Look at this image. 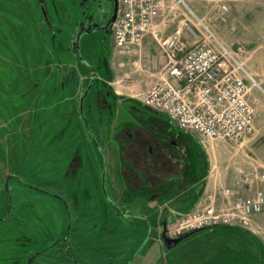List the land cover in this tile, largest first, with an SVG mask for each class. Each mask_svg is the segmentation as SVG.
I'll return each mask as SVG.
<instances>
[{"label":"rangeland","instance_id":"1","mask_svg":"<svg viewBox=\"0 0 264 264\" xmlns=\"http://www.w3.org/2000/svg\"><path fill=\"white\" fill-rule=\"evenodd\" d=\"M185 3L168 0L165 33L181 27L194 42L189 24L211 31L216 44L245 49L242 73L256 131L242 140L239 155L232 152L241 142L202 141L141 100L164 60L155 40L149 50L123 53L111 32L94 30L82 34L78 50L80 31L105 23L114 0H0V264H234L220 260L229 249L249 259L250 245L264 252V210L260 237L213 226L165 248L156 224L162 213H156L167 184L153 183L157 165L135 166L127 162L134 150L122 153L126 128L156 132L158 124L180 145L183 182L193 171L217 176L224 168V176H256L264 169V0ZM91 69L95 79L82 104ZM104 81L123 100L107 113L93 105L89 110ZM225 146H231L229 156ZM233 162L235 172L228 167ZM163 171L168 179L170 171ZM179 192L176 185L171 193ZM187 202L168 203L166 224L195 206ZM62 237H69L66 250Z\"/></svg>","mask_w":264,"mask_h":264},{"label":"built area","instance_id":"2","mask_svg":"<svg viewBox=\"0 0 264 264\" xmlns=\"http://www.w3.org/2000/svg\"><path fill=\"white\" fill-rule=\"evenodd\" d=\"M167 7L168 0H118L111 25L113 43L120 52H137L149 35L159 45L164 62L141 100L202 141L242 142L254 133L256 122L250 86L242 73L244 47L216 44L211 31L205 34L189 24L186 28L194 42L185 38L181 27L165 33L159 23ZM161 23L167 25V21ZM256 176L262 187L252 196L230 198L235 191L225 188L227 199L221 204L209 196L204 203L176 212L166 226L167 235L176 238L213 226L252 230L255 217L264 210V169ZM249 177L242 176L241 181L248 183Z\"/></svg>","mask_w":264,"mask_h":264},{"label":"flooded vegetation","instance_id":"3","mask_svg":"<svg viewBox=\"0 0 264 264\" xmlns=\"http://www.w3.org/2000/svg\"><path fill=\"white\" fill-rule=\"evenodd\" d=\"M101 25L102 24H100V23H94L91 26L84 27L80 31V33L84 32L86 30H91V29L96 28V27L101 26ZM89 73H90L89 81H91V78L93 75H94V79H95L94 70L93 69L89 70ZM105 83L106 82L104 81L103 87H101V89H99L97 92H95L94 101H93V104H89V110H92V105H93V106H96L98 108V110H100V112H104V113L106 112L107 113V112L111 111V109L115 103L123 100V99H118L116 97V94L114 91H111L108 88L105 89L104 88ZM88 94H89V92H88ZM82 98H83V96H82ZM81 102H82V100H81ZM156 126L158 127L156 132H154L153 130H149V129L126 128L125 132L122 134V137L127 140V143H126V146H124L122 153L124 154L126 152V154H127L126 149H128V153L130 155H132L131 149L134 150L132 158H130V160H127L128 163L132 161V163H134V165L135 164L137 165L139 163H144L146 161H149L152 165L158 166V171H157L156 175H154V177H153L154 178L153 183L155 182L157 184L160 182L163 185L167 184V189L164 187L165 192L161 196V197H164L168 193H171L174 190V187H176V185H178L179 188L181 186V183L179 180L180 179L179 178L180 177L179 176V171H180L179 162L181 159V149L179 148L180 145L176 142V140L173 139L171 135H167V131L164 129L165 127L159 126L158 124ZM165 169L166 170L168 169L170 171L167 173V174H170V176H167V177H169L168 179L164 178V176H161L162 174L166 173L163 171ZM193 169H195V166L192 168V170ZM194 172L195 171H193L191 173L193 176H194ZM4 177L8 178L10 176H4ZM141 177H142L141 178L142 181L144 183H146L147 176H141ZM190 178H191V176H188V178L186 179L185 182H187L188 179H190ZM183 184H185V183H183ZM146 189H147V186H145L142 190H146ZM158 198H160V196L157 197L156 199H158ZM171 211H174V210H171ZM158 212H159V214L162 213V214H160L161 216H159V218L156 220L157 227L160 228V229H158L159 230L158 233H159V236H161L162 231L164 230V223L168 222V218L166 217V215H167L166 212H170V210H168V207H161V209L159 208V210L157 211L156 215H158ZM118 213L122 217H126V216H124L125 212H122L121 210H119ZM126 218L129 219L130 216L126 217ZM166 219H167V221H166ZM166 226H167V224H166ZM59 241L64 242V244H65L64 250H66V247L69 246V244H70L69 237H62L61 240H59ZM226 255H227L226 259H221L224 262L230 261L231 258L239 256L236 253H230V254H226ZM251 255H252V258L249 259V257L247 255H245L246 256L245 260H243L242 262L236 263V264H251L250 261H255V262L257 261V264H263L262 262H260L257 259L258 257L256 254L251 253ZM222 256H223V254H222ZM30 261H32V257H30ZM131 263H133V260ZM226 264H228V263H226Z\"/></svg>","mask_w":264,"mask_h":264},{"label":"crops","instance_id":"4","mask_svg":"<svg viewBox=\"0 0 264 264\" xmlns=\"http://www.w3.org/2000/svg\"><path fill=\"white\" fill-rule=\"evenodd\" d=\"M168 20H169L168 14H164L163 17L160 19L159 27L162 28L164 32H166L167 25H164L161 22L162 21L168 22ZM153 41H154L153 37L149 35L146 37L143 46H146L147 50H149L151 48L149 45H151L153 43ZM163 62H164V60H163ZM63 84H64V82H63ZM137 84H139V83H136L134 85H137ZM141 84H143V80L140 81V85ZM261 85H263L262 88H264V83H262ZM255 131H256V128H255ZM187 146H189L188 148H192L190 145H187ZM223 148H225L227 150L226 155L229 156V154H230L229 150H230L231 146L230 147L225 146ZM233 148L235 149V151L232 152V155H239L240 154L239 151L242 149V142H241V145L238 144L237 147L233 146ZM213 150H214V148H213ZM236 164H237L236 162L228 164V167H231L232 172H235L238 170L237 166H235ZM225 172H226V170L224 168H222L216 172L217 176H211L212 174L211 175L208 174L206 176H199V177L198 176H191V178L188 179L187 182H183V180L180 179V181L185 183V184H183L184 186L181 184V186L179 188L180 194L175 195L172 193H168L166 196L162 197V200L165 201L164 207L168 206V208H170V205L168 203H172V201H174V200L178 204H181L183 201H188L187 203L189 205H193V204L197 205L199 202L204 203V202L208 201L209 196H212V197L214 196L216 199V203L221 204L223 201H225L227 199V196L224 194L225 188L233 189L235 191V194L230 198H235L237 196H252L258 187H262V184L260 183L257 176H251V177H249L248 183H243L241 181L242 176H224L223 174ZM200 185L202 187V191L198 192L200 194L198 197L197 196V194H198L197 188ZM187 186H188V188H187ZM186 188L188 189V192H187V194L186 193L183 194L184 191L186 190ZM260 215L261 214H259L255 217L253 225H252V230H243V229H241V230H243L244 232H247L250 235V237L251 236L252 237L253 236L254 237H260V235L258 234V231L260 232L262 230L261 225L258 222V220H260L259 219ZM235 229H240V228H235ZM254 249H256V250L252 251V253L256 254L258 257L257 259L260 262L264 263V252L262 251V248H260V246L257 245V246H254ZM229 253H231V252H229ZM233 253H236V252H233ZM236 254H238L239 256L231 258V260H230L231 262L232 261L242 262L243 260H245L246 257H244L242 254H240V253H236ZM236 263L237 262H234V264H236Z\"/></svg>","mask_w":264,"mask_h":264},{"label":"water","instance_id":"5","mask_svg":"<svg viewBox=\"0 0 264 264\" xmlns=\"http://www.w3.org/2000/svg\"><path fill=\"white\" fill-rule=\"evenodd\" d=\"M117 10H118V0H114V5H113L112 14H111V16L109 17V19H108L104 24H102L101 26H98V27L93 28V29H91V30H86V31H84V32H91V31H94V30H105V31H107V32H111V25H112L113 21H114L115 18H116ZM44 16H45L46 21H47L50 25H52V24H51V21H50V19H49L48 13H47V11H46L45 8H44ZM84 32H82V33L80 34V36H79V40H78V43H77V48H78V50H79V48H80V39L82 38V34H83ZM93 74H94V73H93ZM93 80H94V75L92 76L91 81H90V84H89V86H88V88H87V90H86V92H85V95H84L83 98H82V104H83L84 98L88 95V92H89V90H90L91 87H92ZM82 112H83V110H82ZM229 227H231V226H229ZM232 228H234V227H232ZM235 228H236V227H235ZM240 229H242V228H240ZM243 230H245V229H243ZM160 238H161V241L163 242L164 247L169 249V248L174 247V246H175L178 242H180L184 237H183V236L176 237V238L169 237V236L167 235V233H166V223H164V230L162 231V234H161Z\"/></svg>","mask_w":264,"mask_h":264},{"label":"trees","instance_id":"6","mask_svg":"<svg viewBox=\"0 0 264 264\" xmlns=\"http://www.w3.org/2000/svg\"><path fill=\"white\" fill-rule=\"evenodd\" d=\"M194 165H195V163H194ZM194 165H193V166H194ZM198 177H199V176H198ZM200 186H201V185H200ZM199 190L202 191V188L200 189V187H199L198 190H197V193H198ZM200 191H199V192H200ZM199 195H200V194L198 193L197 196L199 197ZM225 227H229V226H225ZM231 228H232V227H231ZM194 231H196V230H194ZM194 231H192V232H194ZM192 232H189V233L183 235V237H186L187 235H189V234L192 233ZM248 248L250 249V251H254V250L252 249V246H251V245H250ZM255 250H256V249H255ZM228 251L231 252V253L236 252L234 249H229ZM262 251H263V250H262Z\"/></svg>","mask_w":264,"mask_h":264}]
</instances>
